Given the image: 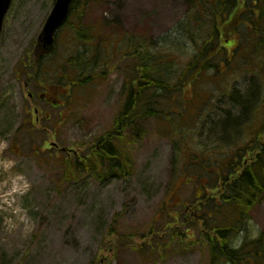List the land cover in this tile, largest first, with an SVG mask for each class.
Here are the masks:
<instances>
[{
    "label": "rangeland",
    "instance_id": "obj_1",
    "mask_svg": "<svg viewBox=\"0 0 264 264\" xmlns=\"http://www.w3.org/2000/svg\"><path fill=\"white\" fill-rule=\"evenodd\" d=\"M54 1L12 0L0 34V264H209L208 238L231 216L204 215L223 198L194 200L213 182L218 158L234 159L264 125V65L224 44L217 71L198 74L177 90L163 118L145 122L130 147L129 174L69 175L67 159L93 148L126 100L134 74L123 53L130 41L120 38L146 35L155 49L171 51L175 79L202 34L199 28L192 41L188 17L197 0H73L53 51L44 54L37 37ZM46 87L58 109L39 100ZM33 104L51 116L36 121ZM230 122L241 133L227 141ZM244 212L227 232L232 248L264 235V191Z\"/></svg>",
    "mask_w": 264,
    "mask_h": 264
},
{
    "label": "trees",
    "instance_id": "obj_2",
    "mask_svg": "<svg viewBox=\"0 0 264 264\" xmlns=\"http://www.w3.org/2000/svg\"><path fill=\"white\" fill-rule=\"evenodd\" d=\"M194 8L192 15L188 17V22L195 30L192 41H196L199 28L202 34L199 38L202 40L196 43L195 54L182 65L183 70L175 79V72L173 75L169 73L173 62L171 51L155 49L156 42L149 44L150 38L146 35L120 36V40L130 41L128 51L124 50L123 53L128 54V63L134 74L127 85L126 100L114 118L112 127L100 139L95 140L97 147H90L85 152L84 146L80 151L84 152L83 156L74 155L72 159H67L65 173L80 175L82 172H90L106 179L129 174L133 167L130 147L144 136L145 122L149 118H163V113L168 110L165 106H170L173 102L171 98H166L168 103L163 101V95L168 96L194 82L199 78L198 74L209 67L215 70L217 66L220 67V58L222 61L226 59L225 50L221 48L224 44L234 43V54L247 50L248 56L258 63L256 65L259 69L264 65V0H197ZM89 33L85 32L84 38L89 39L92 35ZM91 39L96 42V34ZM99 44L95 43L96 51ZM85 76V79L93 78L92 73ZM233 124H227L228 127L222 133L227 141L241 133V128L234 133ZM263 137L264 125L245 147L237 151L239 153L234 159L231 157L222 161L218 158L220 168L217 171L215 168L218 166L214 168L216 176L212 183L208 182L211 189L206 190L209 188L206 183L201 189L202 194L194 200L211 202L216 196L223 198L224 203L215 201L204 215L211 217L216 213L231 216L228 225H219L216 233L208 238L209 264L218 263L220 258L226 259L228 264H264V235L245 245L241 244L237 249L230 247L226 238L229 229L238 222L235 217L241 214L243 216L244 211L264 191V146L260 148ZM247 155L250 158L247 159ZM244 160H250V164H244ZM197 205L192 207L196 208ZM162 233L168 232L163 230ZM246 247L249 248L245 251ZM139 248L142 249L143 246Z\"/></svg>",
    "mask_w": 264,
    "mask_h": 264
},
{
    "label": "water",
    "instance_id": "obj_3",
    "mask_svg": "<svg viewBox=\"0 0 264 264\" xmlns=\"http://www.w3.org/2000/svg\"><path fill=\"white\" fill-rule=\"evenodd\" d=\"M72 0H55L53 7L38 35V45L49 52L54 47V34L66 20ZM11 0H0V33L3 19L9 9Z\"/></svg>",
    "mask_w": 264,
    "mask_h": 264
},
{
    "label": "flooded vegetation",
    "instance_id": "obj_4",
    "mask_svg": "<svg viewBox=\"0 0 264 264\" xmlns=\"http://www.w3.org/2000/svg\"><path fill=\"white\" fill-rule=\"evenodd\" d=\"M31 78H35V77H31ZM35 81L39 84V81L37 79ZM25 84L28 85L29 82L26 81ZM32 84H34V82H32ZM50 88L52 89V87H46L45 91L44 92L43 91L39 92L37 96H38L39 100H43L44 101L45 105L48 104V105L51 106V108H54V109L57 108L58 109L61 105H60V103L52 102V100H55V99L53 98V95L49 94V92H48V90ZM35 94H36V92H35ZM35 94H34V91H32V90H28L27 91V96L29 97V99H34L35 98ZM55 94H56V92H55ZM32 108H33V113L35 114V120L36 121H39V114H41L42 117L46 118V119L51 116V112H47L46 109L40 111L39 107H37L34 104L32 105ZM64 121H65L64 113L62 112V110H59L57 112V122H56L58 127H60V126L62 127Z\"/></svg>",
    "mask_w": 264,
    "mask_h": 264
}]
</instances>
